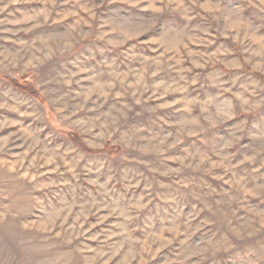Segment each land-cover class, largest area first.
<instances>
[{
	"label": "clouds",
	"instance_id": "9594fccd",
	"mask_svg": "<svg viewBox=\"0 0 264 264\" xmlns=\"http://www.w3.org/2000/svg\"><path fill=\"white\" fill-rule=\"evenodd\" d=\"M5 157L0 264H264V0H0Z\"/></svg>",
	"mask_w": 264,
	"mask_h": 264
},
{
	"label": "rangeland",
	"instance_id": "374dc122",
	"mask_svg": "<svg viewBox=\"0 0 264 264\" xmlns=\"http://www.w3.org/2000/svg\"><path fill=\"white\" fill-rule=\"evenodd\" d=\"M22 7L24 8H28L30 9L31 7H33V5H22ZM13 86L15 87V89L18 92H21L25 95H32V96H36L38 95L37 91L31 86V79L29 76H24L19 80H16L13 82ZM172 97H168L166 98L167 100H171ZM166 111V110H165ZM10 118H15V114H11ZM49 125L54 126V121L50 120L49 121ZM165 128H167V126H165ZM59 134L62 137H67L69 140L73 141V142H80V138L79 135L77 133H73L70 129L68 128H63V129H58ZM78 141V142H77ZM110 153H113L114 150L109 149L108 150ZM16 153L13 152L12 155H15ZM174 155L176 156H180V153H174ZM3 159H10L9 157H5V158H0V164H2ZM11 163H15V161H11ZM11 163H10V167H11ZM27 163V162H25ZM172 163V162H170ZM173 166H175L173 164ZM46 174L48 176H52L54 175L53 173H51L50 171H47ZM257 211H261V210H257ZM239 215H243V213L241 212ZM91 219V218H90ZM197 221L200 223H204L206 227H212L211 222L208 219V214L207 213H202L198 218ZM91 222L95 223L94 219H91ZM87 226V225H86ZM101 225H97V228H100ZM200 238V234L197 233L193 239L196 240L197 242L199 241ZM170 251L168 249L162 250V253L160 256L157 257V260L155 262H153V264H163V259L165 255H170ZM227 253H225L224 251L220 250V251H215V252H209V253H205L206 259L204 261L201 262V264H228L227 262ZM121 259H123V257H121ZM194 260L196 259L195 257L193 258ZM130 264H139V258L131 260Z\"/></svg>",
	"mask_w": 264,
	"mask_h": 264
},
{
	"label": "trees",
	"instance_id": "16d2710c",
	"mask_svg": "<svg viewBox=\"0 0 264 264\" xmlns=\"http://www.w3.org/2000/svg\"><path fill=\"white\" fill-rule=\"evenodd\" d=\"M78 142V141H77ZM79 143V142H78Z\"/></svg>",
	"mask_w": 264,
	"mask_h": 264
}]
</instances>
